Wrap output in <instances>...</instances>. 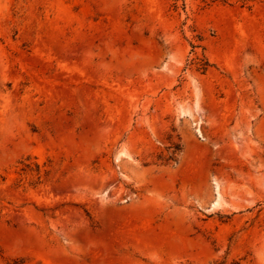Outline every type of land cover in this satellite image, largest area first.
Returning <instances> with one entry per match:
<instances>
[{"label": "rangeland", "instance_id": "1", "mask_svg": "<svg viewBox=\"0 0 264 264\" xmlns=\"http://www.w3.org/2000/svg\"><path fill=\"white\" fill-rule=\"evenodd\" d=\"M0 264H264V0H0Z\"/></svg>", "mask_w": 264, "mask_h": 264}]
</instances>
